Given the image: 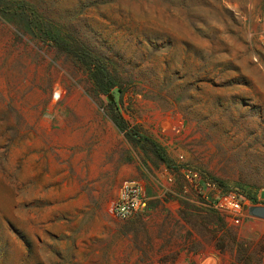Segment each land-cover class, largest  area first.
I'll return each instance as SVG.
<instances>
[{"label":"rangeland","instance_id":"374dc122","mask_svg":"<svg viewBox=\"0 0 264 264\" xmlns=\"http://www.w3.org/2000/svg\"><path fill=\"white\" fill-rule=\"evenodd\" d=\"M263 15L264 0H0V264H264ZM189 171L255 210L233 224ZM136 179L152 211L117 219Z\"/></svg>","mask_w":264,"mask_h":264},{"label":"built area","instance_id":"2783aa9c","mask_svg":"<svg viewBox=\"0 0 264 264\" xmlns=\"http://www.w3.org/2000/svg\"><path fill=\"white\" fill-rule=\"evenodd\" d=\"M188 173L187 176L196 184L202 181L206 188L215 190L217 193L215 198L204 193L207 203L222 213L233 224H239L249 208H254L252 201L240 190H222L221 185L202 177L199 172L189 171ZM169 180H172V178L170 177ZM200 186L202 185L200 184ZM152 208V199L146 193V181L136 179L126 182L120 188L118 195L109 205V212L117 219L128 220L135 217H145L152 211Z\"/></svg>","mask_w":264,"mask_h":264},{"label":"trees","instance_id":"16d2710c","mask_svg":"<svg viewBox=\"0 0 264 264\" xmlns=\"http://www.w3.org/2000/svg\"><path fill=\"white\" fill-rule=\"evenodd\" d=\"M72 51L75 52V53H77V54H80L76 50H72ZM87 62L88 63L95 62L97 65H101L100 59L99 58H96V57H92L90 60H87ZM119 94H120V90H118L117 92H114L112 94V96L114 98V102H116V97L119 96Z\"/></svg>","mask_w":264,"mask_h":264},{"label":"water","instance_id":"95a60500","mask_svg":"<svg viewBox=\"0 0 264 264\" xmlns=\"http://www.w3.org/2000/svg\"><path fill=\"white\" fill-rule=\"evenodd\" d=\"M109 98H110V99H113V96H112V95H109ZM252 210H254V209L252 208Z\"/></svg>","mask_w":264,"mask_h":264},{"label":"bare ground","instance_id":"6f19581e","mask_svg":"<svg viewBox=\"0 0 264 264\" xmlns=\"http://www.w3.org/2000/svg\"><path fill=\"white\" fill-rule=\"evenodd\" d=\"M253 209L255 210V208H253ZM254 210H253V211H254ZM260 213H263V212H260Z\"/></svg>","mask_w":264,"mask_h":264}]
</instances>
